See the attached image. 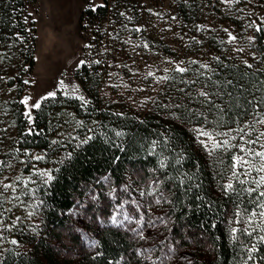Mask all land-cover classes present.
Here are the masks:
<instances>
[{
	"label": "trees",
	"instance_id": "16d2710c",
	"mask_svg": "<svg viewBox=\"0 0 264 264\" xmlns=\"http://www.w3.org/2000/svg\"><path fill=\"white\" fill-rule=\"evenodd\" d=\"M171 1L178 21L190 33L188 42L195 53H191L189 61L197 62L190 67L205 73L201 80L211 72L200 69V64H207L209 69L216 70L217 75L213 79L233 80L244 72L251 76L255 68L264 66L262 12L248 9L247 6L238 12L219 9L218 0ZM241 1L233 0L237 3ZM34 2L0 0V178L8 173L16 187L23 186L15 180L16 177L29 180L33 172L50 171L54 179L43 183L39 177H32L37 182H29V187L37 188V192L34 196L24 197L33 214V217L26 218L28 222L24 227L27 230L18 232L16 227L13 231L8 230L4 216L14 223L16 207L11 203L8 208L4 202L3 214L0 215L4 224L3 227L0 223V237H3L0 239V264H60L52 242L60 239L57 230L72 222L70 213L95 188H105L106 180H110L116 189H122L129 182L130 173L141 172L142 181L153 175L149 170L159 168V164L156 156L148 155V149L150 142L162 132H170V144L174 145L177 152L183 150V171L199 172L203 182V189H193L187 195H183L180 190L175 191L172 198L175 207L171 204L175 232L181 237L184 233L198 237L210 245L209 259L200 264H243L247 258L244 249L251 245L242 243L244 237H239V232L236 234L238 240H234L230 234L229 220L236 205L231 195L226 197L219 191L220 180L216 170L209 167V157L188 127L182 120L170 118L168 112L159 107H143L131 99H113L110 93L106 94L107 85L117 75H123L119 71L118 63L121 61L113 58L110 62L106 57V45L110 43L107 27L119 34L125 27L126 18L143 20V17L149 16L150 6L144 0H102L101 5L83 12L81 29L91 34L94 51L86 57V63L77 71L76 78L87 94L88 102L61 94L44 100L41 109L35 111L32 125V128L43 134L36 135L33 132L28 135V122L21 98L26 87L25 81L35 67L36 29L35 22L29 16V9ZM204 6L211 8L214 16L235 30L251 55L232 51L229 43L211 30L210 24L199 25L198 17L204 14ZM256 25H260L262 30L257 32ZM147 30L145 42L149 44L156 37L150 27ZM237 54L241 56L238 58ZM244 61L253 64L254 68H247ZM123 65L126 67L125 63ZM176 75L181 76L180 73ZM255 75L264 79V72ZM183 78L192 79L193 71L183 74ZM248 79L245 77V81ZM120 82L122 85L126 80ZM6 95H10V98L6 99ZM177 97L178 93L171 96L173 99ZM243 119L246 121L250 117ZM80 121H83L84 127L78 126ZM88 128L94 131L88 132ZM116 131H123L125 136L115 137ZM85 133L93 139L81 144ZM73 136L78 139H71ZM52 141L57 143L53 144ZM121 143L124 151L114 146ZM165 155L168 153L165 152ZM35 156H43V159L36 160ZM230 156L231 153L225 154V164L229 162ZM166 172L176 175L171 169H160L154 175L163 179ZM233 183L235 186L236 182ZM171 187V181L163 184L165 191H170ZM197 191L206 200L215 202L214 210L210 211L207 204L195 199ZM240 207L243 209L245 205ZM248 207L251 211L252 206ZM6 210L10 212L8 217ZM243 226L235 225L237 229ZM256 234H262L259 228ZM256 234L252 243H256ZM95 236L97 251L87 258L85 264H133L137 250L135 242L127 233L108 226ZM12 240L16 244H12ZM261 254H264V246L258 243L257 250L252 253L253 259L248 264H264Z\"/></svg>",
	"mask_w": 264,
	"mask_h": 264
},
{
	"label": "rangeland",
	"instance_id": "374dc122",
	"mask_svg": "<svg viewBox=\"0 0 264 264\" xmlns=\"http://www.w3.org/2000/svg\"><path fill=\"white\" fill-rule=\"evenodd\" d=\"M218 1L219 9L238 12L247 6L248 9L262 12L264 17V0H242L239 3L233 2V0ZM144 2L150 6L148 17H143V20H131L132 17L126 18L125 27L119 34L113 33L111 27H107L110 43L106 45L105 54L110 62L113 58L121 61V63H118L120 66L119 71H122L123 75L122 77L117 75V78H114L113 82L107 85L106 94L110 93L113 99H131L134 103H140L143 107H159L160 103L166 104L167 100L177 93L175 91L177 86H184L175 85L173 81L157 82L158 78L163 75L177 77V73L173 69L177 64L180 67H185L189 63L191 53H195V50L190 49L191 46L188 42L190 33L187 32V27H182L178 21L171 0H144ZM101 4L102 0H35L30 7L29 16L35 22L36 29L35 67L26 80L25 91L21 98V101L25 97L30 98L29 108H26L23 104L25 112L29 111L30 106L36 101L39 100L42 103L44 101L42 98L47 93L57 91L58 82L61 79H65L66 83L79 85V92L75 96L69 95L68 97L79 96L83 97L84 102H88V96L77 80L76 74L82 66L79 65V61L82 59L85 61L89 54H93L94 44L91 34L81 29V16L85 10L96 8ZM212 11L207 6L203 7L204 14L198 17L199 25L210 24L211 30L216 32L218 37L227 41L232 51L251 55L246 45L241 43V38H238L235 30L229 28L228 24L220 18L214 16V11ZM149 27L153 30L156 40L147 44L145 40ZM136 29H139V31H136ZM182 29H184V32H182ZM229 32L237 37L236 41L230 42ZM86 45H91V47H86ZM144 45H147V47ZM238 48H242L243 51H238ZM239 55L241 56V54ZM123 63L126 64V67ZM164 69H168V72L165 73ZM150 71L154 73L153 76L148 75ZM122 79H125L126 82L121 85L120 81ZM69 93H71V88H69ZM58 94L65 96L62 90L57 91ZM178 95L181 94L178 93ZM9 98L10 95H6V99ZM30 110L34 117L36 109L31 108ZM32 125L33 123L27 124L28 130L32 128ZM260 130L264 131V126H261ZM237 151V149L232 150V152ZM252 175L255 176L256 173L253 172ZM129 177L132 179L133 188L146 185L148 180H141V172L130 173ZM0 181L12 183V177L5 173ZM16 188L20 191L23 186ZM161 188H163V184ZM112 189H115V191H112ZM2 191L3 185L0 184V192ZM18 194L16 192L13 195L9 190L3 193L2 197L8 208H10L9 204L11 203H14V207H16L14 223L4 216L9 231H13L15 227L18 232L26 229L24 227L25 223L28 222L26 218L33 217V214L29 216V213H32V208L26 203L23 196L21 197L23 203L11 199V197ZM133 195L137 199H142L136 192H133ZM123 198L127 197L121 189H116L110 180H106L105 188H95L79 206L74 208L70 213L72 222L66 227L58 229L56 234L60 235V239L52 242L59 256L60 264H85L87 258L95 255L97 251V237L95 234L103 231L108 226L127 233L131 240L135 242L137 256L133 264H151V261L145 260L143 250L153 247L154 243L158 245L160 241L165 240L170 242L165 244V252H167L169 246L175 249L171 253L172 259L168 261V264H200L209 259L210 245L208 243L186 233L181 237L175 232L171 204L163 203L155 206L150 210V213L148 210H144L146 217L148 214L164 216L167 221L166 224L158 222L155 229H146L145 236L150 239L140 240L133 232L127 230L130 227H136L135 224L122 227L113 225L111 217L117 215L119 220L117 205L121 203ZM151 199V197L148 198L149 201ZM125 207L129 212H134L132 206L126 205ZM6 214L8 217L10 212L6 210ZM136 215L138 216V213ZM0 223L4 227L2 219H0ZM157 258L158 256L154 254L153 259Z\"/></svg>",
	"mask_w": 264,
	"mask_h": 264
},
{
	"label": "snow or ice",
	"instance_id": "6c2138e0",
	"mask_svg": "<svg viewBox=\"0 0 264 264\" xmlns=\"http://www.w3.org/2000/svg\"><path fill=\"white\" fill-rule=\"evenodd\" d=\"M25 22H27V18H25ZM255 27L257 32L262 30L260 25ZM136 31H139V29H136ZM228 34L230 42L236 41V36L232 35L231 32ZM144 46L147 47V45ZM86 47H91V45H86ZM237 50L243 51L242 48ZM85 63L83 59L79 61V65H84ZM92 63L99 64L100 61H92ZM195 63L197 62L189 61L185 67H180L177 64L173 71L180 73V77L163 75L158 78L157 82L173 81L175 85H184V87L177 86L175 88V91L181 94L179 97L170 98L168 103H160L159 107L167 111L170 118L182 120L188 127L195 141L209 157V167L216 170V175L220 180L219 191L226 197L232 196L236 210H234L233 216L229 220L230 234L234 240L244 237L242 243L251 245L244 249L247 253V258L243 260V264H248V261L253 259L252 253L257 250V244L264 246V190H262L264 189V131L260 130V127L264 126V79H259L255 75L257 72H264V66L255 68L251 76L248 72H244L239 78L233 80L227 78L213 79V76L217 75L216 70L209 69L207 64H200V69H207L211 72L210 75L201 80L205 73L199 70H192L190 66ZM244 64L249 69L254 68L253 64L247 61H244ZM190 71H193V78L184 79L183 74ZM164 72L167 73L168 69H164ZM148 75L153 76L154 73L150 71ZM245 77H249V79L245 81ZM193 85H196V87L193 88ZM69 88H71V93H69ZM61 90L65 96H75L80 89L79 85L75 83L69 84L66 83L65 79H61L58 82L57 91ZM57 91L47 93L42 99L55 98ZM76 98L83 99V97L79 96ZM29 99V97H25L21 101L26 108H29ZM185 100L187 103H185ZM194 105L196 106L194 107ZM31 108L41 109V101H36L30 106ZM30 109L24 113V116L28 123L32 124L35 118L32 116ZM243 117H250V119L245 121ZM78 126L84 127L83 121L78 122ZM87 131L93 132L94 129L88 128ZM33 132L36 135L43 134L42 131L37 132L34 128H30L28 135L33 134ZM124 136L125 133L123 131L115 132V137L117 138ZM71 139H78V137L73 136ZM92 139V136L85 133L84 139L80 140V143L87 144ZM171 139L170 132H162L159 133L157 139L150 142L148 155L157 157L159 168L154 167L149 170L153 175L149 176L146 185L133 188L132 179L129 177V182L121 189L127 198L121 199V203L117 205L119 220L117 215L111 217V223L117 227L137 225L127 230L133 232L140 240L150 239L145 236L146 229H155L158 222L167 223L164 216L148 214L146 217L144 210H148L150 213L153 207L163 203L172 204L175 207L172 198L176 190H180L183 195H187L193 189H203V182L200 179L199 172L189 173L183 171L184 152L183 150L177 152L174 145L170 144ZM52 143L55 144L57 141H52ZM114 146L124 151L122 143L114 144ZM157 148L160 149L159 152H157ZM233 149L238 151L232 152ZM165 152L168 155H165ZM226 153H231L227 164L224 161ZM34 158L41 160L43 156H35ZM116 159H119V157ZM173 165H179V167H173ZM194 167L196 166L194 165ZM160 169H171L176 175L166 172L163 174V179H161L159 176L154 175ZM253 172L256 173L255 176L252 175ZM32 177H39L43 183L54 179L50 171L33 172ZM32 177L29 180H23L22 177L15 178L16 181H20L23 184V188L18 195L11 197V199L23 203L21 201L22 196L30 197L35 195L37 188L29 187V182L33 184L37 182ZM225 180H227V183H224ZM166 181H171L172 187L170 191H165L161 188V185L165 184ZM233 181L236 182L235 186ZM0 184L3 185V191L0 192V215H2L5 202L2 198L3 193L9 190L12 193H16L17 188L15 182L3 183V181H0ZM112 191H115V189H112ZM133 192L138 193L142 199H137ZM149 197L152 198L150 201L148 200ZM195 199L207 204L210 211L214 210L215 202L206 200L199 191L196 192ZM126 205L132 206L134 212H129L125 207ZM241 205H245V207L241 209ZM248 205L252 206L251 211ZM137 213L138 216L136 215ZM31 215L32 213L30 212L29 216ZM237 224L244 226L237 229L235 227ZM212 226L215 227V225ZM257 228L262 234H256ZM237 232H239V237L236 235ZM254 234H256V243H252ZM0 239H3V237H0ZM11 243L16 244V241L12 240ZM166 243L170 242L166 240L160 241L158 245L154 243L153 247L145 248L143 250L145 260L151 261V264H168V261L172 259L171 253L175 249L169 246L167 252H165L164 246ZM154 254L158 256L157 259H153ZM260 258L264 261V254H261Z\"/></svg>",
	"mask_w": 264,
	"mask_h": 264
}]
</instances>
